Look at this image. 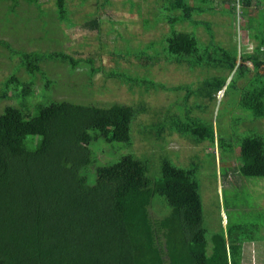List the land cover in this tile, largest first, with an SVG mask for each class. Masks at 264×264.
Masks as SVG:
<instances>
[{
	"label": "trees",
	"instance_id": "1",
	"mask_svg": "<svg viewBox=\"0 0 264 264\" xmlns=\"http://www.w3.org/2000/svg\"><path fill=\"white\" fill-rule=\"evenodd\" d=\"M20 1L39 5L37 0H0L10 3L12 10ZM66 1L54 0V5L57 20L70 25ZM156 1L162 3L170 26L162 40L167 60L217 72L189 93L212 97L227 83L224 94L229 87L239 90L240 110L253 120L264 119V77L256 75L244 89L237 86L250 71L245 63L251 64L254 74L264 67V0H222L228 4L221 10L223 15L232 17L238 8L250 28L259 27L252 52L241 54L216 43L210 22L194 19L216 13L214 0ZM186 22L203 27L209 42L200 45L193 33L175 29ZM0 47L18 59L19 71L41 76L46 86L50 80L42 71L43 62L62 63L71 70L80 62L64 52L15 50L4 41ZM83 62L91 80L101 68H95L91 59ZM119 77L146 91L153 86L142 78ZM33 86L34 82L15 74L0 83V103L16 99L18 104L7 105L0 113V264H243V245L262 236L253 233L255 225H231L227 220L223 227L219 216L218 230L207 238L195 165L179 168L163 158L159 170L151 172L148 159L127 153L112 162L116 158L112 152L109 161L95 165L101 162L102 145H132L131 124L147 112L143 103L108 107L67 101L29 103ZM171 116L170 123L165 121L169 134L189 137L194 144L217 142L222 152L234 153L211 124L188 113L177 120ZM166 124L159 122V139ZM235 155L240 175L264 178L261 134L244 136ZM93 166L95 181L89 184L86 173ZM157 204L160 216L151 214Z\"/></svg>",
	"mask_w": 264,
	"mask_h": 264
},
{
	"label": "rangeland",
	"instance_id": "2",
	"mask_svg": "<svg viewBox=\"0 0 264 264\" xmlns=\"http://www.w3.org/2000/svg\"><path fill=\"white\" fill-rule=\"evenodd\" d=\"M37 1L39 5L20 1L16 10L11 9L10 3L0 2V41L8 43L15 50L26 52H64L80 60L79 65L71 70L62 63L43 62L42 71L50 80L46 86L41 76L35 78L19 71L18 59H12L0 47V83L11 74L34 82L33 95L27 100L29 103L67 101L99 107L114 103L124 106L143 103L147 112L139 115L131 124L132 145H102L103 152L99 154L101 162L98 160L95 165L109 161V152L116 156L112 162L127 153L148 159L151 172L159 170V162L163 158L179 168L195 165L207 238L218 230L219 216L223 227L227 220L231 225H255L253 233L263 238L243 245L242 263L264 264V178L240 175L235 155L244 136L254 132L264 137V119L253 120L248 112L239 109L238 88L229 87L224 94L226 83L212 97L189 93L217 72L190 68L183 60H167L162 51V40L170 31V26L165 22L160 1L67 0L70 25L57 20L54 0ZM214 2L216 13L202 14L194 19L211 23L218 45L229 51L236 50L237 54L252 52L256 45L253 36L259 32L258 25L250 28L238 8L232 17L223 15L221 10L227 9L228 4L222 3V0ZM254 15L255 11L252 13ZM93 23H96L95 26ZM175 29L193 33L200 45L209 42L201 26L186 22ZM149 45L153 46L147 49ZM85 59L93 60V66L101 68L91 80L87 74L89 66L83 62ZM237 63H240L239 59ZM245 66L250 71L238 80L240 89L248 86L250 79L256 75L264 77V67L254 74L250 63H245ZM111 74L117 76L110 77ZM119 75L149 80L153 86L146 91L144 87L123 82ZM177 87L182 89L177 90ZM7 105L17 106V100L1 102L0 113ZM186 113L211 124L215 135L225 138L227 144L232 145L234 153L222 152L217 142L213 145L207 141L194 144L189 137L182 138L176 132L169 134L165 122L170 123L167 117L173 115L171 117L177 120ZM159 122L167 126L160 139ZM111 147H114V152ZM86 175L88 183L93 184L94 166L87 169ZM156 208L151 214L160 216L161 205L157 204Z\"/></svg>",
	"mask_w": 264,
	"mask_h": 264
}]
</instances>
